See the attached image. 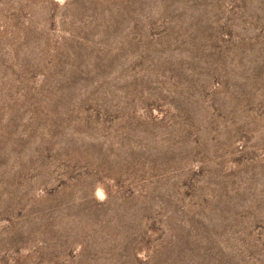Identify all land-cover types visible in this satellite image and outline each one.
<instances>
[{"label": "rangeland", "instance_id": "obj_1", "mask_svg": "<svg viewBox=\"0 0 264 264\" xmlns=\"http://www.w3.org/2000/svg\"><path fill=\"white\" fill-rule=\"evenodd\" d=\"M0 264H264V0H0Z\"/></svg>", "mask_w": 264, "mask_h": 264}]
</instances>
